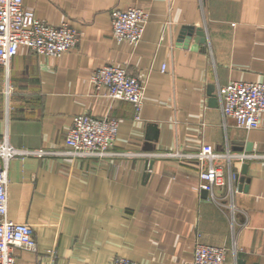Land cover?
I'll return each mask as SVG.
<instances>
[{
	"label": "crops",
	"instance_id": "0c3cea01",
	"mask_svg": "<svg viewBox=\"0 0 264 264\" xmlns=\"http://www.w3.org/2000/svg\"><path fill=\"white\" fill-rule=\"evenodd\" d=\"M22 5L49 25L67 23L79 40L59 58L19 47L7 75L0 65V143L45 152L8 162L7 217L28 224L36 243L35 252L15 249L16 257L35 264H109L115 257L191 264L201 242L225 248L224 264H264V113L257 128H239L217 96L230 82H264V0ZM128 8L148 15L137 44L111 34L110 11ZM185 29L192 30L187 42L180 40ZM105 65L145 81L140 120L129 102L92 87L91 73ZM79 114L118 121L104 157L66 153L64 138ZM202 145L212 147V165L225 181L213 200L199 188L195 155Z\"/></svg>",
	"mask_w": 264,
	"mask_h": 264
},
{
	"label": "built area",
	"instance_id": "2783aa9c",
	"mask_svg": "<svg viewBox=\"0 0 264 264\" xmlns=\"http://www.w3.org/2000/svg\"><path fill=\"white\" fill-rule=\"evenodd\" d=\"M22 1L0 0V65L6 75L19 47H27L38 55L59 58L79 40L78 32L67 23L52 26L27 15ZM110 18L113 39L129 44H137L141 40L148 21L147 13L138 8L112 9ZM90 83L95 91H103L109 98L129 102L134 110L133 119L140 120L145 89L143 79L128 74L124 68L105 65L91 73ZM217 96L222 114L232 118L237 127L246 130L258 127L264 113V82H230L218 88ZM117 132L118 121L114 118L76 115L64 138L66 153L77 157H104L113 148ZM44 153L42 150L17 149L6 139L0 143V264H35L22 262L14 254L15 249L35 252L36 243L28 224L14 222L7 217L6 172L10 159L27 154L41 157ZM216 156L210 145H202L195 155L200 165L199 188L212 200L215 199V189L225 186L221 168L212 165ZM205 162L209 163L206 168L203 167ZM225 257V248L197 242L191 264H224ZM109 264L136 263L115 257Z\"/></svg>",
	"mask_w": 264,
	"mask_h": 264
},
{
	"label": "water",
	"instance_id": "95a60500",
	"mask_svg": "<svg viewBox=\"0 0 264 264\" xmlns=\"http://www.w3.org/2000/svg\"><path fill=\"white\" fill-rule=\"evenodd\" d=\"M191 33H192V30H187V29H185V30L182 31V33H181L180 40L184 39V40L187 42L188 37H190ZM195 33H196L197 36H202V35H203V33H202V31H201L200 29H197ZM185 38H186V39H185ZM209 95H210V96H213L212 91H209ZM245 167H246V166L243 167L242 174L245 173ZM239 181H240V183L243 182V177L239 178Z\"/></svg>",
	"mask_w": 264,
	"mask_h": 264
}]
</instances>
